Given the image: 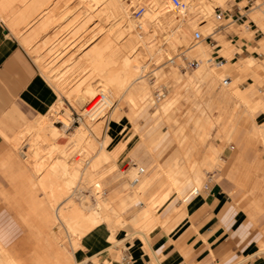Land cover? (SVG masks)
<instances>
[{
	"label": "bare ground",
	"instance_id": "1",
	"mask_svg": "<svg viewBox=\"0 0 264 264\" xmlns=\"http://www.w3.org/2000/svg\"><path fill=\"white\" fill-rule=\"evenodd\" d=\"M84 1L85 0H75L73 4L69 5L67 4V0H0V19L5 21L7 28L12 32L24 33L23 35L21 34L22 43L30 48V52L34 55V60L40 64L42 71L54 82L57 95L62 92L67 94L76 92L83 97V99L87 102V105L79 110L80 115L85 117H94L95 114H98L102 110L101 105L106 107L113 106L115 101H113V97L123 92L126 100H128V102L133 106H136L138 103L140 104L141 99L143 100L146 98L148 91L147 85L143 80L144 66L147 64L144 59L141 61L140 56L144 55V49L146 52L148 50L150 55L153 53L150 52V48H144L145 44L141 45L142 42L138 43L139 39L134 41L132 40V43H128L127 38L128 36L129 38L131 37L130 34H132V32L134 33V30H136L141 23H139V21L136 20L130 12L128 13V7L126 9L122 0H92L91 3H84V8L82 7V9H78L80 7L76 5L79 3L83 4ZM182 2L183 5L174 9L170 0L167 1V8L164 7L165 2L163 0H151L149 5L144 8L143 13L145 16L149 17L150 21H153L154 19L157 20V18L163 19L169 15V11L173 10V14L171 12L173 19H170V21H174L176 19L179 21L182 19V15L186 7L190 6L196 8L198 12L203 14L204 19H208L211 12H214V7L220 5L223 6L222 4L225 0H197V2L194 0H182ZM260 3L261 0L254 1V4L249 10L248 19L257 24L260 30L264 33V15L262 13ZM99 4L100 7H97ZM256 7L257 10H252ZM80 13L83 14L82 18H78L81 15ZM68 15H72L70 19H68L72 22L75 21L74 25L81 20L82 21L76 25L77 27L75 28L72 27L67 30L66 26V29H62L63 27L61 25V21H63L65 16L68 17ZM166 26L167 25H165V27ZM211 26L213 27V25H210L208 22H203L199 25V27L205 32L204 35L214 32L213 29L209 30ZM238 26L243 27L242 31L244 35L248 38V40H250L252 38V33L249 28L248 20L245 19L242 23H239ZM63 30L64 33H61ZM149 30L152 32V28ZM165 30L166 31L162 30L167 33L165 37L171 36L174 31L170 27H166ZM155 35L157 36L159 34ZM92 36H94V38L97 37V41H92L93 43H89L88 47H86L85 50H82V44L92 38ZM135 38L137 39V37ZM156 38L159 41L160 38ZM182 43L185 45L186 42L183 40ZM218 44L220 45L218 51H220V53L227 58V61L223 62L221 65H219L218 62H215V64L212 65L211 61L213 58L206 55L207 49L204 48L201 39L197 40L190 46L189 52L198 54V59L200 57V64L194 72L188 76V78L210 76L215 77L216 81L220 80L222 82L225 77L230 76L232 80H230L229 83H226L225 87H222L223 89L220 91L210 93L208 100H210V103H217L219 109L224 110L227 106L229 98L236 97L239 102L244 104V111L247 113L246 119L251 120V132L253 134H261L264 138V118L261 121H257L255 119L256 114H264V88L262 89L263 96H259L255 98L252 103H249V98L246 95L248 88H241L236 85L242 77L248 73V67L253 65L254 59L250 55H244L242 58L237 57L236 61L232 63L231 58L234 57V46L228 43V40L223 34L219 35ZM256 47L258 48V51H264V39H259V46H254L252 48ZM128 48L132 50L131 53H128ZM157 49L158 46L156 47V50ZM161 56L160 58L162 59ZM187 57L189 56L187 55ZM192 57L193 56L190 58ZM80 59L84 62L83 67L80 66L82 65ZM156 59L158 60V57ZM84 67L88 68L87 71L84 74L79 75L80 70ZM255 69L259 72V68L257 66H255ZM176 74L177 73H175V75ZM250 78L252 81L249 83V87L256 83L264 86V78L259 77L257 73L252 74ZM68 83H70L68 85L69 87L67 86V88L62 90V88ZM71 84L74 85L72 86ZM100 94L101 96H99ZM59 99L60 96H57L56 100H58V102ZM136 102L138 103L135 105L134 103ZM56 107L57 106L53 109V120L49 119L47 112L39 113L38 118L33 120L31 123V128L34 131V133L32 132L33 135L21 139V142L26 144L28 149H30V151L27 152L29 153V159L32 161L27 159L28 155L26 150L25 153L23 152L21 155L22 159H20V156L18 158L16 155L17 153L15 154L12 149H7V144L4 145L12 140L17 141L21 136H23L20 131L9 136L4 131L0 130L2 143H0V148H5L2 152L0 151L1 156L4 155L3 157H0V169H2L1 165L5 164L7 167V174L16 173L15 175L18 178L19 183L25 187L28 195L27 198L30 200L28 202V207H30L32 212L37 216L39 219V225L41 226L40 231L42 234L40 239L42 240H38L40 242L35 245L36 249L30 256V259L34 264H72V262L77 264L79 261H77L73 255V251L78 245L80 246L77 238H80L82 235L86 234L88 231L103 222H111L115 225L116 223H119L118 225H126L128 228L133 229V231L138 233L141 239L147 243V246L152 251L149 246V235L147 234L146 228L150 227V225H152L156 220L160 224L164 223V218H162L157 211L159 208V202L156 200L152 201V198H149L141 209H138L128 217L127 221H124L125 219L121 217V212L125 209L127 204V201L123 198L125 194L122 197L119 193L120 191H118V197L121 199L120 204L118 206H112L111 202L113 200L111 199V196L103 195L104 189L101 185L103 172L100 173L101 170L99 171L98 168V173L95 171L97 170L95 169V166H97L100 161L102 164L103 161L108 162V158L114 160L115 155L120 148H122L124 143H121L113 149H108L106 147L109 137L108 135L95 147V143L90 137L88 130L86 131L84 128L76 126L72 131H70L69 135L70 139L75 141L77 147L76 149L72 148L67 150V148L62 144L64 139L62 138L63 141H58L57 138L60 134L65 133L66 130L69 129V126L71 125V118L68 116V111L61 112ZM116 113V105H114L110 113H102V117L96 122L94 121L95 123L93 122V130H98L107 117V130H111L113 128V122L119 121L120 115H117ZM219 116L223 117L222 113H219ZM189 119L190 118L188 117L186 120ZM54 122H61L62 124L60 126ZM194 122L196 125H201L199 116L194 118ZM24 132L27 133L26 131ZM204 133H206V131ZM138 137L141 138V135ZM163 140L164 138L162 141ZM145 141L147 143V150L150 155L154 157L156 152L160 151V144L156 146V151L154 150V152L152 148V140L150 139ZM193 147V144H189L186 146V149ZM92 148H95L94 153H92L94 155H87L88 157L86 158L82 157L85 152L83 154L82 152L77 151L78 149H81L88 150L90 152V150L92 151ZM216 148L217 147H215V149L213 147L212 149L209 148L210 151L206 154L208 159L203 161L204 164H207L208 162L212 163V160L217 158L220 150L218 152V148ZM20 150H18V152ZM41 151L46 154V157H52L53 160H37L36 155L41 154ZM158 154L159 153L156 155ZM41 157L42 156H40V158ZM191 162L192 161H190V164ZM111 165L113 166L115 163ZM175 166L176 164L173 161L169 162L165 167L159 160H157L156 167L151 169L149 174H147L144 178L140 179L141 175L146 171L145 166H142L143 172L138 175L136 182H132V179L128 182L130 185H133L140 180L137 184L135 196L142 197L143 195L140 193L142 189L146 185H149L154 181L157 182L160 179V168L162 169V172H165V174L168 175V179L171 184L168 188L167 195H165L164 198L167 197L169 199L172 192H174L176 196H179L183 192L184 186L177 183L178 179L174 175L175 168H173ZM133 167L136 168L135 163H133ZM146 167L148 170L151 168L150 166ZM103 169L105 168H102V170ZM7 178L8 177H6V179ZM10 179H12V177ZM195 180L197 183H200L199 181L201 178L196 176ZM20 184L18 185L20 186ZM73 187L76 188V190L78 189V191H75ZM37 188H41L44 193L48 189L49 193L46 195L48 201L47 204L43 202V199L45 198L39 199L35 197V190ZM84 188L89 190V193L92 195L91 197H93L94 201L90 202L88 195H85L82 192ZM6 189L8 190V188L3 187L0 182V191L3 192L6 191ZM192 191L196 192L198 189L193 188ZM4 193L6 194V192ZM75 196H79V201L75 200ZM127 197H129V195H127ZM54 201H56V205H54ZM11 219L12 218H9L8 221ZM7 223L9 224V222ZM8 224L4 223V220L0 219V264H25L26 262L23 255H20L21 257L18 256V252L19 250H22L23 247L29 246V240L25 241L23 238L25 236L13 239L14 236L12 235V232H10V230L8 232L6 229ZM136 224H141V226L144 225L143 227L145 228L140 227L139 229H134ZM50 225H54L55 227L63 226L67 232L68 238L71 237V239H73L74 236L77 237L71 241V251L70 249L67 250L59 245H56V243H58L57 241H54L55 245L53 242H50L49 239L51 238H49L48 233L45 232L46 227ZM20 228L22 227L20 226ZM107 239L113 243L107 245L102 251L107 250L111 247V245H115L119 242V240L115 238L113 231L108 234ZM45 247L52 248L46 251L44 249ZM261 251H264V240L261 241L260 246L257 249V252ZM20 253L21 252H19V254ZM25 254L28 255L29 253ZM118 257H116L117 260ZM27 258H29V256ZM85 261H87V258L82 259V262Z\"/></svg>",
	"mask_w": 264,
	"mask_h": 264
},
{
	"label": "rangeland",
	"instance_id": "2",
	"mask_svg": "<svg viewBox=\"0 0 264 264\" xmlns=\"http://www.w3.org/2000/svg\"><path fill=\"white\" fill-rule=\"evenodd\" d=\"M122 1L124 6H126V9L128 7V13L130 12L132 16V9L134 7H136L137 5H143L146 8V6H148L151 2V0ZM163 1L165 2L164 7H166L167 1L169 0ZM194 1L197 2V0ZM254 1L255 0H225V2L222 4L223 6L220 5V7L224 9V16L220 20H216L214 18L213 11L208 16V19L205 18L207 19L205 20L203 14L198 12L196 8L190 6L186 7L182 15V19L179 21H177V19L174 21H170V19H173V10L168 12L169 15L167 14L168 16L164 17L165 19L157 18V20L154 19L153 21H150L149 17L145 16L144 13L140 15L142 20L140 19V16H133L141 24H139L138 28L134 30V33L137 36H135L133 32L132 34H130V38L128 36V43H132L134 40L139 39L138 43L142 42L141 45L145 44L144 48H150V52L153 53L152 55H150L148 53V50L146 52V50L144 49V55H141L143 57L140 56L141 61L144 59L145 63L147 64L146 66H144L143 71V80L145 81L148 88L147 96L143 100L141 99L140 104L136 102L134 104H138L136 106H133L128 102V100H126L123 92L113 97V101L115 100L113 106L106 107L104 105H101V111L102 113L105 112V114H108V112L110 113L114 105H116V114L120 115L119 121L113 122V128L109 131L107 130L106 126L108 117L98 130H93L92 128L94 123L102 117L101 111L99 112L100 114H95L94 117L86 116L89 119L85 116L80 115L79 110L86 106L87 102L79 93L73 92L67 94L62 92L57 95L54 82L42 71L40 64H38L34 60V55L32 52H30V48L22 43L23 41L21 40V38L24 33L12 32L7 28L5 21L3 19H0V24H2L8 32L11 31L10 34L13 35L17 39L19 44L23 47L28 57L35 64L38 72H40L52 85L56 92V98L57 96H60L59 102L58 100L54 101L56 105L53 103L48 109L49 111L47 110V116L49 117V119H54L53 109L55 106H57L56 108L61 112L68 111V116L71 118V125L65 133L60 134V136L57 138L58 141H63L64 139L62 144L67 148V150H70L72 148L76 149L77 145L75 144V141L70 139L69 133L76 126H80L86 131L88 130V132L90 133V137L95 143V147L108 135L109 137L106 143V147L108 149H113L121 143H124L122 148H120V150L115 155L114 160L108 158V162L103 161L104 163L102 162L101 164L100 161L99 163L101 166L99 165V163L97 164V166H95V169L98 168L99 171L101 170L100 173L103 172V177L101 179V185L104 189L103 195L111 196V199L113 200L111 202L112 206H118L120 204L121 199L118 197V191H120L119 193L122 195V197L125 194L123 198L127 201V204L125 209L121 212V217L125 219L124 221H127L128 217L131 214L136 212L138 209H141L146 204V201L149 198H152V201L156 200L159 202V208L157 211L160 214L163 206L170 200L179 199L181 202H183V204H185L188 198L195 195L193 194L194 191H192L193 188H197L198 190H200L204 186V184L208 182V180L210 182H214L215 186L227 182L232 185L228 192L233 197V202L240 210L245 213L246 217L253 222L254 227L261 234L260 239H264V138L261 134L250 135L249 133H247L248 129L250 130L251 120L246 119L247 113L244 111V104L242 102H239L236 97L229 98L227 106L224 110L219 109L217 103H210V100H208V96L210 95V93L218 92L225 87V85H223L220 80L216 81L215 77L210 76L188 78V76L192 74L194 70L199 66L200 57L198 59L197 53L194 54L192 52H189L190 47L186 46V43L188 44V40H190L192 36L193 30L197 29L201 32L203 31L199 27L201 23L208 22L210 25H213V27L211 26L209 30L213 29L214 32L210 33V35L206 37V34L204 35L205 32L203 31V38H201L204 48L207 49L206 55L213 58L211 61L212 65H214L215 62H218L219 65H221L223 62L227 61V58H225L220 53V51H218V48L220 46L218 44L219 35L223 34L224 37L228 40V43L234 46V57L231 58L232 63L236 61L237 57L242 58L244 55H250L254 59L253 65L248 67V73L244 77H242V79L236 85L241 88H248L246 95L249 98V103H252L255 98L263 96L262 89L264 88V86L256 83L249 87V83L252 81V79L250 78L252 74L257 73L259 77L264 78V51H258L257 47L252 48L254 46H259V39H264V33L260 30L257 24L248 19L249 10L254 4ZM67 2V4L71 5L75 2V0H67ZM91 2L92 0H85L83 4L79 3L76 6L80 7L78 9H82V7L84 8V3ZM97 7H100V4ZM173 8L176 9L177 7ZM254 9L257 10V7L253 8L252 10ZM81 15L78 18H82L83 14ZM71 16L72 15H68V17L65 16L63 18V21H61V25L63 27L62 29L67 28V30H69L72 27L75 28L77 27L76 25H78L82 21L81 20L76 25H74L75 21L72 22L71 20H69ZM229 16L231 17L228 19ZM66 19L68 20V22ZM245 19L248 20L249 28L252 33V38L250 40H248V38L244 35L242 31L243 27L238 26L239 23H242ZM220 21H222V23L221 25H218ZM164 24L167 25L166 27H170L174 30L172 35L169 37H165L167 33L162 31H166V27ZM150 28H152V32L149 30ZM61 33H64V30L63 32L61 31ZM155 34L159 35L156 36ZM133 36L137 37V39ZM156 37L160 38L159 41ZM179 40H181L182 42L184 40V42H186L185 45ZM92 41H97V37L94 38V36H92V38L83 43L81 46L82 50H85L86 47H88L89 43H93ZM157 46L158 49L156 50ZM178 48H182L184 50V53L183 55L176 57L177 66L176 64L172 65L165 63L164 61L166 59V56H170L174 52L176 53V51L179 50ZM127 51L128 53H131L132 50L128 48ZM159 55H162L161 57L163 60ZM187 55L189 57H187ZM183 56H185L186 59H191L190 57L193 56L192 58L197 59V63L193 64L191 67H186L184 63L186 62V59H183ZM157 57L160 63L156 59ZM80 62L82 63V65L80 66L83 67L84 62H82V59H80ZM255 66L259 68V72L256 71ZM87 69V67L82 68L79 75L84 74ZM149 72L154 74V80L150 79V76L148 75ZM175 73L177 74L175 75ZM229 79L232 80L230 76ZM69 84L70 83L66 84L62 88V90L67 88ZM163 84L167 87L168 91L156 103L152 102L155 88ZM71 85L73 86L74 84ZM219 113H222L223 117H220ZM7 114L8 116H6L5 121L12 124L13 126V130H10L9 133L13 134L14 131L18 130L23 136H21L17 141H10L13 146L10 144V142H8L9 144L5 143L4 145L7 144V149H12L15 154L17 153L16 155L18 158L20 156V159H22L21 155L23 154V152L25 153L26 150V153L28 155L27 159L32 161L31 159H29L28 152L30 151V149H28L26 144L21 142V139L33 135L34 131L31 128V123L33 122V120L38 118L39 113L36 115H24L19 112L10 111L7 112ZM187 116L190 118L189 120H186L188 119ZM196 116H199L201 125L195 124L194 118H196ZM263 118V113H258L255 115V119L257 121H261ZM54 123L60 126L62 124L61 122ZM24 131H26L27 133H25ZM164 131L168 135V138H164V140L162 141L163 138L159 137L164 133ZM205 131L206 133H204ZM250 133H252L251 130ZM140 135L141 138L138 137ZM60 138L63 139L61 140ZM150 139L153 143V151H156L157 145L160 144L161 146L160 151L156 152V154H159H155L154 157L151 156L149 151L147 150L148 148L145 140ZM189 144H193L194 147L186 149V146H188ZM212 147L214 149L215 147H217V151L219 152L220 150V152L218 153L217 158L212 160V163L208 162L207 164H204L203 161L208 159L206 154L209 153ZM3 149L5 148H2V150ZM17 149L21 150L18 152ZM77 151H80L83 154L85 152L86 155L84 154L82 157L86 158L88 157L87 155H94L92 153H94L95 148H92L93 152L91 150L89 152L88 150L81 149H78ZM41 154L36 155L37 160L48 159L47 161H51L50 159H52V157H46V154L43 153V151H41ZM3 156L4 155H2L1 157ZM40 156L42 157L40 158ZM220 156L223 159H220ZM157 160H159L165 167L171 161L176 164V166L173 167L175 168L174 175L178 179L177 183L184 186L183 192L179 196H176V194L172 192L169 199L167 197L164 198V196L167 195L168 188L171 184L169 182L168 175L165 174V172H162L161 168L159 169L160 179L157 182L154 181L151 184L146 185L140 192L141 195H143L142 197L135 196V192L137 191V184L140 182V180L133 185H130V183L128 182H130L132 177L136 175L137 167L140 165L145 166L146 168V171L141 175L140 179H142L147 174H149V171L151 169L156 167ZM190 161H192V165L190 164ZM146 162H149V166L151 167L149 170L145 165ZM114 163L116 166L111 165ZM133 163H135L136 168L133 167ZM1 166L2 169H0V180L3 187L8 188V190L6 189V191L0 192V204H2L3 209L9 210L14 216L9 221V218L2 220H4V223L6 224H8L7 222H9L6 229L8 230V232L9 230L10 232H12V235L14 236L13 239L25 236L23 237L24 240H29V246L23 247V251L19 250V252L21 253L19 254L18 252V256L23 255V258L26 262L25 264H32L33 261L30 259V256L36 249L35 245L42 240L40 239L42 232L40 231L41 226L38 222L39 219L32 212L30 207H28V202L30 200L27 198L28 195L25 187L19 183L18 178L15 175L16 173L7 174L6 165L2 164ZM107 166L109 169L107 168ZM102 168H105L103 169L105 171H103ZM98 169L95 170L97 173ZM196 176L201 178L202 181L200 180V183H197V181L195 180ZM6 177L8 178L6 179ZM11 177L12 179H10ZM17 183L20 184V186ZM73 189H75V191H78V189L76 190V188L74 187ZM4 192H6V194ZM82 192L85 195H88V199L90 202L94 201L87 188H84ZM48 193V189L44 193L42 192L41 188H37L35 190V197L39 199L45 198L43 199V202L47 204L48 201L46 195ZM127 195H129V197L131 198L127 197ZM78 197L79 196L74 197L76 201H79ZM55 202L56 201H54V205H56ZM118 224L119 223H116L115 225L111 222H103L96 226L104 230L106 234H109L111 231H113L115 238L119 240L117 244L111 245V247L104 251L101 257L100 255H95L89 258L87 257V261L82 262V259L79 260L78 258V252L80 250V246L78 245L77 248L73 251L74 258L84 264H98L97 262L99 260H103L104 264H106L111 263V261H108L107 255L116 252L118 254L116 255V257L119 256L118 260L115 256H112V258L114 261H119L121 256V249L127 246L123 241L124 237H127V239L129 240H132V238L134 237L138 238L139 242H143V249L146 252L150 253V249L147 246V243L143 239H141L138 233L134 232L133 229L128 228L126 225H124V227L122 224ZM159 224L160 223L157 220L153 222L150 227L146 228L147 234L149 235L152 229ZM20 226L22 228H20ZM53 226L54 225H50L46 227L45 230V232L48 233L49 238H51L49 239L50 242H53L54 244L57 241L58 243H56V245H59L60 247L67 250L70 249L71 251V241L77 237L74 236L73 239L69 237L71 239L70 240L63 226H54L55 228ZM143 226H141V224H136L134 229H139L140 227L145 228ZM81 237L77 238L79 244H81ZM108 239L107 244L109 245L111 241ZM51 248L52 247H45L44 249L47 251ZM24 252L29 254L26 255ZM150 255L152 256L151 253ZM28 256L29 258H27ZM72 264H74V262H72Z\"/></svg>",
	"mask_w": 264,
	"mask_h": 264
},
{
	"label": "crops",
	"instance_id": "3",
	"mask_svg": "<svg viewBox=\"0 0 264 264\" xmlns=\"http://www.w3.org/2000/svg\"><path fill=\"white\" fill-rule=\"evenodd\" d=\"M55 100L52 85L38 72L17 39L0 24V130L9 136L18 131L9 133L13 126L5 121L7 112L44 113ZM247 133L254 135L249 129ZM159 138H168V135L164 131ZM220 159L223 158L220 156ZM145 165L149 166V162ZM231 186L227 182L217 186L209 182L185 204L179 199L164 203L160 216L165 221L155 226L148 237L152 256L138 238L124 237L127 246L121 249L119 261L112 258L116 252L107 255L108 261L126 264L129 254L132 264H264V251L257 252L264 239H260L253 222L233 202L228 192ZM12 217L0 204V219ZM107 236L98 227L82 235L79 260L101 257L108 245ZM97 263L104 264V261Z\"/></svg>",
	"mask_w": 264,
	"mask_h": 264
},
{
	"label": "built area",
	"instance_id": "4",
	"mask_svg": "<svg viewBox=\"0 0 264 264\" xmlns=\"http://www.w3.org/2000/svg\"><path fill=\"white\" fill-rule=\"evenodd\" d=\"M170 1H171L172 5H173L174 7H179V6L183 5V2H182L181 0H170ZM260 7H261L262 13H263V15H264V0H261ZM144 8H145V6H143V5H137L136 7H134V8L132 9V14H133V16H140V15L143 13ZM198 14H199V13H198ZM223 16H224V9H222V7H220V6H217V7L214 9V18H215L216 20H220V19H222ZM230 17H231V16H229L228 19H229ZM221 23H222V21H220V22L218 23V25H221ZM216 26H217V25H216ZM216 26H215V27H216ZM215 27H214V28H215ZM210 33H212V32H210ZM210 33H207L205 36L208 37V36L210 35ZM201 38H203V34H202V32H201L200 30H197V29H196V30H193V32H192V36H191V38H190V40H189L187 46L190 47V46L193 45L197 40H199V39H201ZM180 55H183V49H182V48H180V49L178 50V52L173 53V54H171L170 56H167L164 62H165V63H169V64L174 65V64H176V57H178V56H180ZM183 59H186L185 56H183ZM184 63H185V66H186V67H191L193 64H196V63H197V59H196V58L186 59V62H184ZM148 75L150 76V79L154 80V77H155L154 74H152V73L149 72ZM229 81H230V79H229V77L227 76V77H225V78L223 79L222 84L225 85L226 83H229ZM167 91H168V89H167V87H166L164 84H163V85H160L159 87H156V88H155V91H154V96H153L152 102H155V103H156L159 99H161V98L165 95V93H166ZM99 96H101V94H100ZM142 172H143V167H142V166H139L138 169H137V171H136V174H137V175H136L134 178H132V182H136L138 175H140ZM210 179H211V178H210ZM209 182H210V181L208 180V182H206L202 188L207 187L208 184H209ZM202 188H201V189H202ZM201 189H200V190H201ZM200 190L194 192L193 194L199 193ZM126 259H127V260H126V264H132V263L130 262V256H129V254L126 255ZM77 264H84V263H82V262H77ZM209 264H215V263H214V262H210Z\"/></svg>",
	"mask_w": 264,
	"mask_h": 264
}]
</instances>
